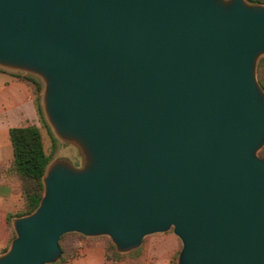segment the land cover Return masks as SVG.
<instances>
[{"label":"water","instance_id":"1","mask_svg":"<svg viewBox=\"0 0 264 264\" xmlns=\"http://www.w3.org/2000/svg\"><path fill=\"white\" fill-rule=\"evenodd\" d=\"M264 5L0 0V66L45 81L59 158L0 264L55 263L70 232L116 249L173 228L178 264H264Z\"/></svg>","mask_w":264,"mask_h":264},{"label":"crops","instance_id":"2","mask_svg":"<svg viewBox=\"0 0 264 264\" xmlns=\"http://www.w3.org/2000/svg\"><path fill=\"white\" fill-rule=\"evenodd\" d=\"M35 97V90L27 80L0 72V256L11 246L15 232L14 220L19 217L14 216L9 220V216L16 215L25 207L21 181L12 167L14 151L9 131L12 127L37 125ZM4 132L8 134L7 139L1 137ZM167 238V246L161 236L151 238L149 245L138 253L131 251L140 248L142 244L128 252L116 249L123 257L113 260L108 257V246L110 243L114 244L109 236L84 235L78 240L76 252L57 264H149L153 257L164 258L169 250L176 248L179 237L171 232Z\"/></svg>","mask_w":264,"mask_h":264},{"label":"trees","instance_id":"3","mask_svg":"<svg viewBox=\"0 0 264 264\" xmlns=\"http://www.w3.org/2000/svg\"><path fill=\"white\" fill-rule=\"evenodd\" d=\"M247 1L255 4L264 5V0H247ZM1 69L2 67L0 66V72ZM257 72L259 75V82L261 88L264 91V81L261 80V76L262 74H264V55L258 60ZM33 82L36 84L37 92H40L41 90L40 84L34 80ZM35 105L38 114L42 116L43 111L39 96L35 98ZM9 133L14 151V160L12 167L20 178L22 195L25 201V207L16 215H10L9 216V220H10L14 216L28 215L33 211H35V209L39 206L40 201L44 194L43 177L46 174L47 168L51 161V157L46 153L43 144L42 133L37 125L12 127L10 128ZM55 147H56V143H55ZM261 153L262 155H264V149L261 150ZM66 234L61 236L60 241ZM77 234H79L80 236L79 239L84 237V235L80 233ZM14 235L15 232L13 233V237ZM76 250L72 249L67 256L65 257L62 256L59 259V261L48 264H57L61 261H64L70 256H72L76 252ZM6 251L7 249L4 252ZM108 257L113 260H120L123 257V255L117 252L114 244L110 243L108 246Z\"/></svg>","mask_w":264,"mask_h":264},{"label":"rangeland","instance_id":"4","mask_svg":"<svg viewBox=\"0 0 264 264\" xmlns=\"http://www.w3.org/2000/svg\"><path fill=\"white\" fill-rule=\"evenodd\" d=\"M249 3H251V2H249ZM253 4H255V3H253ZM263 55L264 54H262L258 58V60ZM257 63H258V61H257ZM1 67H2V69H1L2 72L10 73L12 75H16V76L21 77L22 79L27 80L33 86L35 93H36V97L39 96L43 115L40 116L37 112L38 115H37L36 120H37V125L40 128L41 133H42V139H43V144H44V148L46 150V153L51 157L50 164L59 158H65V159L69 160L74 166L82 167L84 165V157H83L80 149L76 145H74L72 143H67V142L63 141L61 138H59L57 136L52 124L50 123V121L47 117L45 107H44V101H43L44 90H45V81L43 80V78L41 76L35 74V73H32V72H28V71H24V70H20V69L9 68V67H4V66H1ZM256 74H257V79L259 81L257 66H256ZM33 80L40 84V86H41L40 92H37L36 84L33 82ZM261 80L264 81V74H262ZM259 84H260V82H259ZM1 137L7 139L8 138L7 132L2 133ZM55 143H56V147H55ZM262 149H264V145L258 151V155L260 157L264 158V155H262V153H261ZM171 232H174L173 228H171L169 231L164 232V233L161 232V233H157V234H151L145 238V240L142 243V245L140 246V248L133 250L131 252L132 253H138L140 251H143L149 245V240L153 237H158V236L162 237V241H165L166 242L165 244L167 246L168 245L167 236ZM15 235H16V233H15ZM15 235H14V237H15ZM79 238H80L79 234H77L75 232L68 233L62 238V240L60 241V245H61V249H62L61 257L67 256L71 252L72 249H75V250L77 249ZM161 244H163V243H161ZM181 249H182V241L179 238V243L176 245V248L169 250L168 253L166 254V257H164V258L162 257L163 259L159 256L153 257V259L150 260L151 262L149 264H178L179 253H180ZM59 259L57 261H59Z\"/></svg>","mask_w":264,"mask_h":264}]
</instances>
